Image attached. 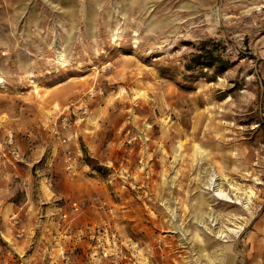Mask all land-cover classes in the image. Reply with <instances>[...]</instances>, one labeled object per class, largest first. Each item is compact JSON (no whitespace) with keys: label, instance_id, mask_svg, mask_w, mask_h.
<instances>
[{"label":"rangeland","instance_id":"rangeland-1","mask_svg":"<svg viewBox=\"0 0 264 264\" xmlns=\"http://www.w3.org/2000/svg\"><path fill=\"white\" fill-rule=\"evenodd\" d=\"M229 262L264 264V0H0V264Z\"/></svg>","mask_w":264,"mask_h":264},{"label":"bare ground","instance_id":"bare-ground-1","mask_svg":"<svg viewBox=\"0 0 264 264\" xmlns=\"http://www.w3.org/2000/svg\"><path fill=\"white\" fill-rule=\"evenodd\" d=\"M117 31L118 32H120L119 31V29H117ZM57 58H58V61L60 62V63H62V64H64L65 65V63H67V59H66V53L65 52H59L58 53V55H57ZM216 174L215 173H213V175L212 176H210V178H209V181H210V184H209V188L211 189V188H213V190H215V187H216V182H217V179H216V176H215ZM219 187L216 189V192H215V194H216V196H218V197H220V198H223V199H225V200H232V196L228 193V192H226L225 191V189H223V187L221 186V185H218ZM249 199H252L253 198V196H254V190H251L250 192H249ZM204 201V200H203ZM200 202V201H199ZM168 202H166L165 203V205L167 204ZM167 206V208L173 213V214H175V210H173V209H170V206H169V204L168 205H166ZM200 208V207H199ZM184 229V228H183ZM230 232H232V233H237V232H240L241 230H242V227H240V230H237L236 228H229L228 229ZM220 234L223 236V235H228V233L226 232V230H224V229H220ZM228 248H233V247H230V246H228ZM230 262H231V260H230ZM230 262H229V264H230Z\"/></svg>","mask_w":264,"mask_h":264},{"label":"built area","instance_id":"built-area-1","mask_svg":"<svg viewBox=\"0 0 264 264\" xmlns=\"http://www.w3.org/2000/svg\"><path fill=\"white\" fill-rule=\"evenodd\" d=\"M53 131L54 134L61 140L63 141H67L69 139V136L66 135V131L65 129L68 128L69 126V118L68 117H63V118H58L56 120H54L53 122ZM77 166H78V162H77V158H73V157H69L68 161H67V165H66V169L70 172V173H76L77 170ZM77 205V204H75ZM75 209H79V207L76 206ZM67 217V214L65 215Z\"/></svg>","mask_w":264,"mask_h":264},{"label":"trees","instance_id":"trees-1","mask_svg":"<svg viewBox=\"0 0 264 264\" xmlns=\"http://www.w3.org/2000/svg\"><path fill=\"white\" fill-rule=\"evenodd\" d=\"M215 57V53L211 50L196 54L188 68L192 69L195 65L216 64L217 60Z\"/></svg>","mask_w":264,"mask_h":264},{"label":"crops","instance_id":"crops-1","mask_svg":"<svg viewBox=\"0 0 264 264\" xmlns=\"http://www.w3.org/2000/svg\"><path fill=\"white\" fill-rule=\"evenodd\" d=\"M67 133H68V131H67Z\"/></svg>","mask_w":264,"mask_h":264}]
</instances>
